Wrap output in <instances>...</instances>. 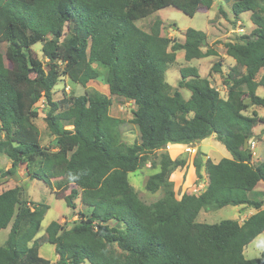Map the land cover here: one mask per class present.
<instances>
[{
  "label": "trees",
  "instance_id": "trees-1",
  "mask_svg": "<svg viewBox=\"0 0 264 264\" xmlns=\"http://www.w3.org/2000/svg\"><path fill=\"white\" fill-rule=\"evenodd\" d=\"M230 1L236 18L252 13L255 29L241 43L225 44L236 62L224 79L227 97L197 68L184 67L179 88L191 92L185 100L179 89L173 92L165 74L179 51L186 61L217 56L213 49L203 51L207 34L189 28L180 43L162 36L160 19L150 31L137 22L166 7L194 17L201 9L210 10L215 0H0V156L12 165L7 171L0 168V177H12L26 165L31 179L57 192L74 185L65 198L72 209L77 198L92 208L90 216L82 215L70 228L57 221L47 227L45 241L55 247V264H264V252L255 259L244 255L264 233V203L251 198L264 183V161L254 163L250 144L264 117L246 114L247 99L251 106L264 107V96L257 94L264 88V73L257 80L264 71V0ZM38 43L47 69L32 52ZM213 68L220 72V62ZM101 76L112 96L137 105L140 144L122 142V121L110 115L111 98L91 92L54 100L61 78L86 87ZM42 100L57 151L40 144L34 120ZM211 136L232 158L203 163L198 152L196 173L202 178L204 168L208 177L202 194L177 199L170 176L183 161L164 152L159 172L147 183L152 193L163 190V197L151 205L139 198L129 175L150 154ZM228 206L257 212L243 223L197 221L202 210ZM48 209L23 200L19 187L0 193V231L11 226L0 247V264H51L40 256L42 243L36 239Z\"/></svg>",
  "mask_w": 264,
  "mask_h": 264
},
{
  "label": "rangeland",
  "instance_id": "rangeland-1",
  "mask_svg": "<svg viewBox=\"0 0 264 264\" xmlns=\"http://www.w3.org/2000/svg\"><path fill=\"white\" fill-rule=\"evenodd\" d=\"M230 0H215L214 5L208 11L199 10L194 17L184 14L175 7H166L159 10L155 14L139 20L137 26L144 31H150L153 24L158 20H162V36L172 39L173 41L183 43L185 41V33L189 28L203 31L207 34V41L203 51L213 49L217 56H210L204 59L185 60V52L177 53L176 62L168 66L165 77L166 81L172 86L173 92L179 89L185 100H189L191 92L187 89H180L179 82L181 80L180 70L184 67L197 68L202 78L209 79L211 84L220 92L222 98H226L228 88L224 84V79L230 73V70L236 65L233 58L227 55L225 44L229 42L241 43L243 39L250 36L255 29V25L251 22L252 13H244L236 18ZM224 11V13L222 12ZM68 29L65 31L64 37L68 36ZM42 43L36 44L32 48L35 57L43 62V66L47 69V60L42 53ZM1 50L5 52L6 46L3 45ZM220 62L221 71L217 72L213 67ZM9 66L18 69L17 63H9ZM264 71H261L257 80L261 78ZM259 95L264 96V89L260 88ZM91 92H99L111 98L112 105L110 115L122 121L120 127V136L123 143L128 146L141 143V134L135 120L138 116L137 105L123 97L112 96L108 85L104 81V76L97 80L91 81L86 87L73 83L68 78H61L54 87V100L61 101L68 95L81 96ZM247 115L257 113L264 117V107L251 106L250 101L246 100ZM38 108L39 116L34 120L38 127L40 136V144L51 151H57L56 139L51 134L45 121L48 107L45 101H41ZM262 128V129H259ZM71 130L72 126H67ZM255 133V138L250 142L254 154V163L257 165L264 161V126H259ZM167 152L172 160L183 161V165L175 168L170 176V181L174 185V192L177 199H181L184 194L200 195L205 191V183L208 184V177L203 168L200 178L194 166V160L198 152H202L203 163L208 160L220 161L225 158L223 153L229 156V152L223 144L217 141L215 136H211L202 142L195 143L183 149H174L167 147L164 150L156 151L148 156L144 165L134 173H130L129 180L132 187L137 192L139 198L147 205L157 202L163 197V190L152 193L147 189L149 178L159 172L161 154ZM11 161L5 156H0V168L7 171L11 168ZM58 180V179H57ZM57 180H54L57 182ZM19 187L22 190V199L36 204H44L49 207L43 221L40 224L36 239L42 246L40 248V256L49 260L51 264H55L57 256L54 245L46 243V229L53 221L60 222L66 227H71L82 215L90 216L92 208H89L81 202L80 198L74 200L75 209H72L65 198L71 194L74 185H69L60 192L56 191V187H50L44 181L31 179L27 173L26 165H21L17 173L9 178L0 177V193ZM251 198L255 201L264 203V183H260ZM264 209V207L262 208ZM257 212L252 207H233L228 206L217 211L202 210L197 218L198 222L215 224L223 220L234 219L243 223L251 215ZM114 226V222L111 223ZM11 226L0 231V247L5 244L10 233ZM264 252V233L251 242L244 250L247 259L259 258Z\"/></svg>",
  "mask_w": 264,
  "mask_h": 264
},
{
  "label": "crops",
  "instance_id": "crops-1",
  "mask_svg": "<svg viewBox=\"0 0 264 264\" xmlns=\"http://www.w3.org/2000/svg\"><path fill=\"white\" fill-rule=\"evenodd\" d=\"M264 89V88H263ZM259 91H261V89L259 88L258 89ZM259 91H257V94L259 93L260 94V92ZM258 94V95H259ZM261 96V95H260ZM260 116V115H259ZM258 128V127H257ZM257 128H256V130H255V133H257V131H259V130H257ZM259 129H262V128H259ZM197 144V143H196ZM189 145H169L168 147H173L174 149L176 148V149H183V148H185V147H188ZM223 156L225 157V158H232V156H231V154L229 153V156H227L225 153H223ZM213 162H215V163H217V162H219V161H213ZM207 186H208V184H207V182L205 183V190L207 189Z\"/></svg>",
  "mask_w": 264,
  "mask_h": 264
},
{
  "label": "water",
  "instance_id": "water-1",
  "mask_svg": "<svg viewBox=\"0 0 264 264\" xmlns=\"http://www.w3.org/2000/svg\"><path fill=\"white\" fill-rule=\"evenodd\" d=\"M248 147H249V142L246 141V142H245V148H248Z\"/></svg>",
  "mask_w": 264,
  "mask_h": 264
}]
</instances>
